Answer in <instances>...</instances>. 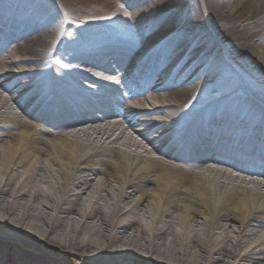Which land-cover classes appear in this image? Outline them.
<instances>
[{
	"label": "bare ground",
	"instance_id": "obj_1",
	"mask_svg": "<svg viewBox=\"0 0 264 264\" xmlns=\"http://www.w3.org/2000/svg\"><path fill=\"white\" fill-rule=\"evenodd\" d=\"M84 1L0 0V264H264V0Z\"/></svg>",
	"mask_w": 264,
	"mask_h": 264
},
{
	"label": "rangeland",
	"instance_id": "obj_2",
	"mask_svg": "<svg viewBox=\"0 0 264 264\" xmlns=\"http://www.w3.org/2000/svg\"><path fill=\"white\" fill-rule=\"evenodd\" d=\"M102 1L103 0H85L82 4H79L77 7V13L80 15H88V12H90L91 8L95 5L96 9L98 11V15H99V20H103L107 22V26H110L111 28L112 25L110 24V22L113 21H109L112 17H108L110 14H113L114 9L110 6H102ZM109 2H113L115 3V1L113 0H108ZM94 17V16H92ZM98 17V16H97ZM207 26H209V22L207 20ZM210 27V26H209ZM210 32L212 33V31L210 30ZM228 52L224 51V58H225V62H227L229 64V67L232 69V71L238 75L241 76V79L245 82L246 85L251 86V84L248 82V79L250 80H254L255 82L258 81V83L263 82V77L261 76L262 72L260 73L259 71H257V69H255L250 63L249 60L247 59V57L244 56H240V59H238V57L233 56V58H229L228 57ZM109 73L110 76L112 75L113 77H119V73L114 72L113 70H111ZM97 89V88H96ZM58 260H60L59 258H57ZM62 262V261H60ZM59 262V263H60ZM60 264H64V263H60Z\"/></svg>",
	"mask_w": 264,
	"mask_h": 264
}]
</instances>
